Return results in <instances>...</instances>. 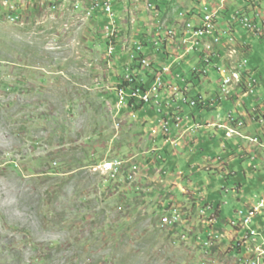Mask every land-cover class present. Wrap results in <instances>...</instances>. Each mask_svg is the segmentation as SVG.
Listing matches in <instances>:
<instances>
[{"label": "rangeland", "instance_id": "obj_1", "mask_svg": "<svg viewBox=\"0 0 264 264\" xmlns=\"http://www.w3.org/2000/svg\"><path fill=\"white\" fill-rule=\"evenodd\" d=\"M168 1L164 14L157 16V0H121V8H115L120 11L118 41L106 44L107 17H87L86 8L97 1L79 8L78 0L60 1L59 10L51 12L50 2L12 0L7 6L0 0V264H195L198 243L203 244L195 238L207 240L210 231L199 215L201 208L219 210L214 227L232 240L229 222L236 220L237 211L264 197V167L239 161H250L247 153L256 151L246 140H229L222 131L218 139L199 137L192 153L179 149L195 144L203 129H213L211 119L217 121L219 113L223 116L233 106V112H246L256 97L259 103L264 99V36L240 25L232 28L237 11L263 22L264 0ZM149 4H154L150 10ZM204 6L217 13L222 32L231 29L239 56L247 55L250 74L263 86L245 100L246 109L230 101L225 111L198 113L202 127L184 134L177 146L169 143L164 151H172L163 157V148L153 147V135L142 124L152 120L144 111L151 105L135 112L119 107L117 84L131 65L134 42L147 40L156 22L178 31V14L191 17ZM240 41L251 50L241 49ZM191 59L181 72L186 77L196 63ZM219 78L210 69L209 79L197 77L193 89L204 97L216 96ZM255 119L247 115L245 134L264 142V123ZM175 152L186 156L178 167ZM118 160L123 165L115 179L95 171L105 161ZM203 164L206 170L200 169ZM135 166L137 175L130 180ZM238 185L243 192H233ZM174 212L181 221L174 227L162 225ZM251 227L263 244L264 210ZM226 245L215 246L210 264H224L226 251L232 250Z\"/></svg>", "mask_w": 264, "mask_h": 264}, {"label": "built area", "instance_id": "obj_2", "mask_svg": "<svg viewBox=\"0 0 264 264\" xmlns=\"http://www.w3.org/2000/svg\"><path fill=\"white\" fill-rule=\"evenodd\" d=\"M26 2L29 0H18ZM42 4H47L50 1L59 2L66 0H40ZM91 0H78L76 8L85 7V2ZM98 2V10H88V16H92L97 12H102L107 17V22L104 27V35L108 44H115L119 38L117 16L113 8V0H92ZM5 4H9L12 0H4ZM8 6V5H7ZM152 4L148 5L151 9ZM11 10H18L16 6H11ZM10 10V11H11ZM183 20V36L180 37L179 32L166 27L158 28V37L153 42L154 53H157V60H149L147 54L143 52V45L135 44V49L139 52L140 56L138 64L144 69H150L149 75H144L138 79L133 78V71L131 67L127 68V73L124 74L121 84H126L123 87L116 88V95L119 107H130L134 111L138 107H145L151 105L152 109L156 111L157 120H155L151 127L153 137L159 136L160 133L164 136L165 141L171 145L177 146L180 139L184 134L193 133L200 129L201 123L196 120L195 115H185V112H220L225 111L224 104L226 102L237 101L243 108L246 106L245 100H249L251 96H255V92L260 88L261 84L254 74H250L249 61L244 57V61L240 64L239 69L242 72V84L235 88V91H228V84H230L229 74L226 69V45L227 43H235L234 35L231 29L222 32L218 27V16L214 10L208 6H204L201 11L195 13L191 17L185 16L180 13ZM242 11H237L234 17L236 22L232 28L240 25L241 28L248 33L262 32L264 36V20L257 23L252 19L244 17ZM10 18V14H9ZM163 28V29H162ZM164 32V33H162ZM180 37V38H179ZM227 41L223 42V38ZM181 39L182 44H174L176 49L181 52L175 55L176 50L169 53L168 42H175ZM237 45V44H236ZM219 47V51L218 48ZM113 47H110V56L113 53ZM216 51L220 53V58L225 57V61L216 62L214 56ZM169 53V54H168ZM171 57H168V55ZM162 55L168 65L162 68H157L158 58ZM191 57H193L191 59ZM190 58L194 60L195 65L191 66L190 74L193 80H189L185 75L178 71ZM135 59V58H134ZM170 59H172L170 61ZM210 69L217 71L220 75L218 82V92L216 96L204 97L200 92H195L193 89L194 81L198 78L209 79ZM135 75V74H134ZM192 84V85H191ZM237 96V100L233 99ZM260 97H256L255 103L257 105L251 108L245 114H238V111L233 110L225 111L222 116L220 113L216 119H213L210 126L216 130L224 132L227 139L233 138L246 140L251 147L256 151L248 152L247 159L250 165L253 166L259 159L258 153L264 155V142L258 136L246 135L245 125L248 114L254 115L258 124L264 123V99L259 103ZM260 110V113H258ZM248 113V114H247ZM135 120V115H132ZM117 128L121 125L116 124ZM176 133V137L174 136ZM180 134V135H178ZM245 157V153L243 152ZM221 159V158H220ZM123 162L118 160L116 162L105 161L95 168V171L107 175L111 179H115L121 172ZM138 166L134 167V175L130 174V180H133L137 174ZM233 192L237 193V189ZM264 210V197H255L252 204L244 206L236 213V220L229 222L233 230V238L229 241V248L231 253L224 259V264H264V243L259 241V234L251 226L254 220ZM218 209L211 206L201 208L200 217L205 219L207 227L210 228L207 240L196 237L195 242L201 239L203 244L199 245L198 261L195 264H210L214 262L213 254L216 245L221 244L223 241L229 239L221 229H217L216 225L219 215ZM180 216L177 212L174 214L166 215L162 219V225L174 227L180 222ZM239 237V238H238ZM182 240H186L185 236H181ZM193 240V239H191ZM233 251V252H232ZM245 252V253H244ZM226 262V263H225Z\"/></svg>", "mask_w": 264, "mask_h": 264}, {"label": "crops", "instance_id": "obj_3", "mask_svg": "<svg viewBox=\"0 0 264 264\" xmlns=\"http://www.w3.org/2000/svg\"><path fill=\"white\" fill-rule=\"evenodd\" d=\"M89 2V1H88ZM157 2H158V4L157 5H159L160 6V9L159 10H156L155 8H156V6L157 5H155V7H154V4H153V7H154V9H155V11L157 12V16H160V14H164V11H165V4L167 3V2H169L168 0H163V2L161 1V0H157ZM156 2V3H157ZM115 3V4H114ZM113 4L115 5V8L116 9H118V8H121V0H113ZM135 8V7H134ZM136 10H137V7L135 8ZM156 14V13H155ZM180 14H178V19L180 20V21H178V20H176L175 22H177V24H181V27H180V29L178 30V32H179V35H180V37H182L183 36V21H181V19H180V16H179ZM259 22L261 23L262 21H261V19H259ZM124 23H125V21H124ZM159 25V21L158 22H156V24H154V28H153V30H154V33H151L148 37H145L147 40H145V39H140V41L138 40V41H135L137 44H141V45H143V52L144 53H146V54H148V55H151L152 56V60H157V53H154V50H153V42L157 39V37H158V26ZM172 24H170L169 23V25H166L165 27L166 28H169V29H172L173 28V26H171ZM157 31V32H156ZM136 36H137V34H135ZM179 37V38H180ZM258 37V36H257ZM135 42H134V44H135ZM241 42V41H240ZM168 44V46H166L167 48H168V51H169V53H173L172 52V50H177V49H174V47H176V46H174V44H182V40L181 39H178V40H176L175 42H168L167 43ZM240 45V48L241 49H243V50H246V49H249V48H252L248 43H242L241 42V44H239ZM249 50H251V49H249ZM240 51H238V49L236 48V44L235 43H227V45H226V54H227V57H226V65H231V64H236V63H238L241 59L244 61V57L245 56H247V55H245V56H243V57H240L239 56V53ZM168 53V54H169ZM167 54V55H168ZM249 54V53H248ZM168 57H171V56H169L168 55ZM164 57L162 56V55H160V57L158 58V63H156V66H157V68H162L163 66H165V64H166V62H165V60L163 59ZM172 59H170V61H171ZM215 61H217V62H219L220 61V57H217V58H215ZM169 63V62H168ZM183 67H184V64L182 65V67L180 68V70L178 71L179 73H181V72H183ZM186 73H184V74H182V75H185ZM188 77H186L187 79H189V80H193V78H192V75L191 74H189V75H187ZM256 76V75H255ZM260 84H261V86H260V88L263 86V84H262V82L260 81ZM192 85V84H191ZM262 90V89H261ZM260 90V91H261ZM257 105V103H252L249 107L250 108H253V107H255ZM233 106V105H232ZM233 108H234V106H233ZM233 108H230L231 110H233ZM247 108V106H245V109ZM138 109H146V107L144 108V107H139ZM137 109V110H138ZM238 110V108H236V111ZM145 111V113L147 114V115H151L152 116V120L150 119L149 121L148 120H143L142 122V124L143 125H145L146 126V130L147 131H150L151 132V127L153 126V122L155 121V120H157V114H156V111L155 110H153L152 109V107H150L148 110L146 109V110H144ZM147 111V112H146ZM236 111H235V113H236ZM239 111V110H238ZM246 111H249V110H247L246 109ZM135 112V111H134ZM198 113H203V112H201V111H198V112H190V110H188V111H186L185 112V115H188V114H190V116L191 115H195L196 117H198ZM214 112H212L211 114H213ZM246 112H244V111H241V112H239L238 114H245ZM246 115V114H245ZM211 120H213V119H211ZM145 131V130H144ZM252 131V133L253 132H255L254 130H251ZM220 133H221V136H222V131L221 130H216V129H211V128H206V129H203L200 133H198L197 135H196V137H194V139L193 140H195L196 139V143L194 144V142H193V144L191 143L190 144V146H188V145H184V147L183 148H179L180 150H182V151H184V150H188L190 153H192L193 152V146H196L197 144H199L200 143V139H199V137H202L203 135H206V136H208L209 137V135H210V139L212 140V138L214 137V136H217V139L219 138V135H220ZM146 134V133H145ZM151 135V134H150ZM176 135V133L174 132V136ZM173 136V137H174ZM149 139H152V145H153V147L154 146H161L162 148H163V151H162V153H161V155L163 156V157H167V152L168 151H172V149H167V150H165L164 151V149H166V146H169V143H166L165 142V138H164V136L160 133V135L158 136V138L157 139H159V141H156L155 140V137H151V138H149ZM188 140H191V138H189ZM155 143V144H154ZM193 145V146H192ZM186 147H187V149H186ZM185 153V152H184ZM152 154H154V153H152ZM186 154V153H185ZM154 155H159L158 153H155ZM177 156L178 158H177V167L178 166H180V163H181V161H180V158L181 157H186L183 153H181V154H179L178 152H175L174 154H173V156ZM244 154H243V152H242V154L240 155L241 156V158H244V156H243ZM246 156V155H245ZM258 156H259V159L257 160V164L259 165V169H260V167H264V163H263V161L261 160V158L262 157H264V155L261 153V152H259L258 153ZM158 157V159H160V157L159 156H157ZM182 159V158H181ZM172 160H174V161H176L175 159H172ZM245 160V161H244ZM240 161V163H242V162H245V163H248L249 161L247 160L246 161V159H243V160H239ZM204 163H206L205 162V160H204ZM244 163V164H245ZM250 163V162H249ZM248 163V164H249ZM200 169H205L206 170V164H203V168H200ZM258 169V170H259ZM200 171H202V170H200ZM251 171L254 173V171L251 169ZM257 173V172H256ZM264 173V172H263ZM255 174V173H254ZM245 175H246V173H245ZM257 175H259L258 173H257ZM247 176V175H246ZM260 186H259V188H260V190H262L263 189V186H261V184H259ZM243 188H244V186L243 185H238L237 186V190H240L241 192H243ZM230 236H229V239H227V240H225V242H227V245H226V249L227 248H229V244L231 243L230 241ZM218 247H220L221 248V244H219L218 245ZM222 249V248H221ZM228 254L229 253H227V251H226V255H225V257L226 256H228Z\"/></svg>", "mask_w": 264, "mask_h": 264}, {"label": "bare ground", "instance_id": "obj_4", "mask_svg": "<svg viewBox=\"0 0 264 264\" xmlns=\"http://www.w3.org/2000/svg\"><path fill=\"white\" fill-rule=\"evenodd\" d=\"M55 3L56 1H50L49 3L50 7L48 8L51 12L58 9ZM88 10H98V3L96 4L95 7L86 8V11ZM150 59L152 60V58ZM240 64L241 62H238L236 64L233 63L231 65L230 64L226 65V69H227V72L229 74V79H230V84H228V91H235V88H238V86L242 84V72L239 69Z\"/></svg>", "mask_w": 264, "mask_h": 264}, {"label": "clouds", "instance_id": "obj_5", "mask_svg": "<svg viewBox=\"0 0 264 264\" xmlns=\"http://www.w3.org/2000/svg\"><path fill=\"white\" fill-rule=\"evenodd\" d=\"M14 1H18V0H14ZM92 1V0H91ZM90 1V2H91ZM22 2V1H21ZM26 2H39V3H41L42 4V2L40 1V0H29V1H26ZM24 3V2H23ZM115 4V3H114ZM113 4V8H114V11H115V13H116V16H117V22H118V28H119V20H120V16H118V12H120V11H116L115 10V5ZM152 7H153V5H152ZM152 7H151V9H152ZM147 9H148V6H147ZM148 10H150V9H148ZM18 13V12H17ZM182 13V12H181ZM100 14H103L102 12H97L95 15H97V16H100ZM104 15V14H103ZM107 21V20H106ZM181 21H183L182 19H181ZM120 32H119V30H118V34H119ZM118 41V40H117ZM106 44H108L107 42H106ZM116 44V43H115ZM135 44H137V43H135ZM135 44H134V51L132 52V54H131V58H130V61H131V65H130V67H131V69H132V71H133V66H134V74L135 73H139V77H143L144 75H147V73L146 74H144L143 75V72H142V70L144 69L143 67H141V68H143L142 70L141 69H139V68H137L136 67V65H140V64H138V59H139V57L140 56H142V55H140L139 54V52H137V50L135 49ZM113 47V46H112ZM114 49V48H113ZM114 51H115V49L113 50V53L111 54V56L110 57H112L113 56V54H114ZM147 57L148 58H152V56L151 55H148L147 54ZM135 58V59H134ZM141 66V65H140ZM128 68V67H127ZM135 70H137V71H135ZM136 75V74H135ZM139 108V107H138ZM138 108H136V110L138 109ZM135 110V111H136ZM199 255V254H198Z\"/></svg>", "mask_w": 264, "mask_h": 264}, {"label": "trees", "instance_id": "obj_6", "mask_svg": "<svg viewBox=\"0 0 264 264\" xmlns=\"http://www.w3.org/2000/svg\"><path fill=\"white\" fill-rule=\"evenodd\" d=\"M162 2H163V0H162ZM167 3H168V2H167ZM167 3H166V4H167ZM166 4H165V5H166ZM155 9H156V10H159V9H160V6L157 5ZM136 67L142 70V68H141L140 65H136ZM133 69H134V66H133ZM135 74H136V75H134V73H133V78L138 79L139 76H140L139 73H135ZM149 74H150V73L148 72L147 75H149ZM123 78H124V76H122V77L120 78V81H119V83L117 84V87H118V88L123 87L124 85H126V84H121Z\"/></svg>", "mask_w": 264, "mask_h": 264}]
</instances>
